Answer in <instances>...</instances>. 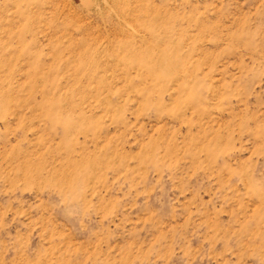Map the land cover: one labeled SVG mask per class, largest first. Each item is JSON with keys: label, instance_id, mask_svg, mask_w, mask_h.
Segmentation results:
<instances>
[{"label": "rangeland", "instance_id": "374dc122", "mask_svg": "<svg viewBox=\"0 0 264 264\" xmlns=\"http://www.w3.org/2000/svg\"><path fill=\"white\" fill-rule=\"evenodd\" d=\"M0 264H264V0H0Z\"/></svg>", "mask_w": 264, "mask_h": 264}]
</instances>
